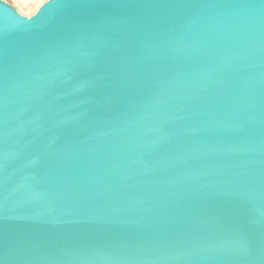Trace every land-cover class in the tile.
I'll return each mask as SVG.
<instances>
[{
  "label": "water",
  "instance_id": "water-1",
  "mask_svg": "<svg viewBox=\"0 0 264 264\" xmlns=\"http://www.w3.org/2000/svg\"><path fill=\"white\" fill-rule=\"evenodd\" d=\"M0 264H264V0H0Z\"/></svg>",
  "mask_w": 264,
  "mask_h": 264
},
{
  "label": "rangeland",
  "instance_id": "rangeland-1",
  "mask_svg": "<svg viewBox=\"0 0 264 264\" xmlns=\"http://www.w3.org/2000/svg\"><path fill=\"white\" fill-rule=\"evenodd\" d=\"M14 6L19 13L25 16L32 15L37 8L46 0H6Z\"/></svg>",
  "mask_w": 264,
  "mask_h": 264
}]
</instances>
